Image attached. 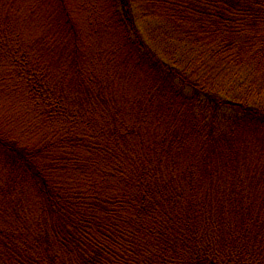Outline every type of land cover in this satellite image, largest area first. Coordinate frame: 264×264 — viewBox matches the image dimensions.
Instances as JSON below:
<instances>
[{"label":"trees","instance_id":"1","mask_svg":"<svg viewBox=\"0 0 264 264\" xmlns=\"http://www.w3.org/2000/svg\"><path fill=\"white\" fill-rule=\"evenodd\" d=\"M0 264H264V0H0Z\"/></svg>","mask_w":264,"mask_h":264},{"label":"rangeland","instance_id":"2","mask_svg":"<svg viewBox=\"0 0 264 264\" xmlns=\"http://www.w3.org/2000/svg\"><path fill=\"white\" fill-rule=\"evenodd\" d=\"M135 16L138 25L146 44L154 50L164 60H171L166 52L167 49L171 48V45L180 46L177 43V39L172 35V25L158 17L142 16L141 12L135 9ZM169 35V36H166ZM171 35V36H170ZM181 53L180 49L175 52V57Z\"/></svg>","mask_w":264,"mask_h":264}]
</instances>
